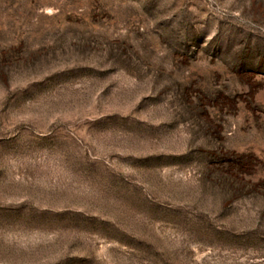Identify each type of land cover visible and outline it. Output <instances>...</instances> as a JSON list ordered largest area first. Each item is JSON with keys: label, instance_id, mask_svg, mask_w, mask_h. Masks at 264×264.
I'll return each mask as SVG.
<instances>
[{"label": "rangeland", "instance_id": "374dc122", "mask_svg": "<svg viewBox=\"0 0 264 264\" xmlns=\"http://www.w3.org/2000/svg\"><path fill=\"white\" fill-rule=\"evenodd\" d=\"M0 264H264V0H0Z\"/></svg>", "mask_w": 264, "mask_h": 264}]
</instances>
